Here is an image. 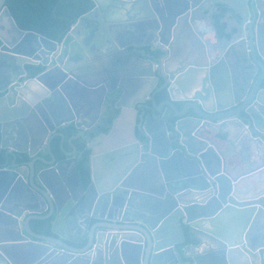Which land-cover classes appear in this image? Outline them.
Returning a JSON list of instances; mask_svg holds the SVG:
<instances>
[{
  "label": "water",
  "instance_id": "95a60500",
  "mask_svg": "<svg viewBox=\"0 0 264 264\" xmlns=\"http://www.w3.org/2000/svg\"><path fill=\"white\" fill-rule=\"evenodd\" d=\"M6 2L0 0V64L14 60L23 77L25 64L45 69L21 84L17 71L0 88V264H264V180L242 185L262 171L264 149L255 155L259 168L232 178L210 141L226 133L232 144V128L241 127L237 138L257 134L264 147V0H94L61 44L20 29ZM208 7L212 21L215 10L227 7L237 24L233 30L229 18L222 38L215 27V42L202 31ZM112 11L128 19L100 21L114 48L96 55L108 63L97 73L104 77L86 83L63 68V59L102 50L101 33L84 49L77 32ZM137 25L150 42L122 39ZM234 61L241 68L231 77ZM59 69L65 73L53 75ZM165 88L168 99L160 102ZM181 89L196 91L177 98ZM128 109L144 138L129 132L133 142L108 150ZM71 126L78 132L67 140L69 151L66 134L57 130ZM79 139L91 152L87 187L79 173ZM23 156L32 160L17 163ZM45 220H52L53 235L32 228V221ZM187 234L202 253L183 255L176 248Z\"/></svg>",
  "mask_w": 264,
  "mask_h": 264
},
{
  "label": "flooded vegetation",
  "instance_id": "af4514ba",
  "mask_svg": "<svg viewBox=\"0 0 264 264\" xmlns=\"http://www.w3.org/2000/svg\"><path fill=\"white\" fill-rule=\"evenodd\" d=\"M95 3V2H94ZM95 7V6H94ZM94 9V8H93ZM92 9V10H93ZM220 9L221 8H218V10H215L214 11V16L216 15V14H219L221 11H220ZM91 10V11H92ZM211 12H213V8L212 7H208V9H207V11H206V13H205V15L206 16H208L209 18L208 19H206L205 20V22L204 23H206V25H204V28L202 29V31H204V32H206V31H210V30H213L215 27H216V25H215V21H213L214 22V26L215 27H213L212 26V19L210 18V14H211ZM89 13V12H88ZM87 14V13H86ZM230 14H232V12H227L226 13V15H225V17L222 19V23H224L225 22V18H226V16L227 15H229L230 16ZM136 15H138V14H136ZM103 17H105V18H103ZM130 18H131V16H130ZM214 18V17H213ZM105 19H107V20H109V22H111V21H121V20H126V19H128V17L125 15V14H118V13H114V11H112V12H108V13H106V14H104V15H102V14H100V15H96V16H94L93 17V21L92 20H90L88 23H86V24H84V26H81L80 27V29H79V31L77 32L78 34H79V36H80V38H81V40H82V42H83V45H84V49H87V47H89L90 46V43H92L93 42V40L95 39V38H97V36H98V34L99 33H101V35H100V37H101V39L100 40H105V42H103V46H102V50H100V51H97L95 48H93L91 51L90 50H84L85 51V54H86V56H84L83 54H81V55H78V54H75V56H74V59H73V61H68L67 60V58H68V56H66L64 59H63V68L65 67L66 69H69V71L73 74V75H78L80 78H83L85 81L84 82H86V83H95V82H97V81H99V80H101L104 76H100L101 74H97L98 72H100V71H102V70H104V67L107 69V67H108V63H106V62H104V60H101L100 58H98V57H96V55L98 54V53H100L101 52V54H105L106 56H108V52H110L113 48H114V45H112L111 44V42H110V40L109 39H107V38H105V32H107V27H106V24L104 25V27L102 28L103 30H101V23H100V21H106ZM231 19H234L233 18V16L232 17H230V20ZM78 22V21H77ZM227 23V22H226ZM225 23V24H226ZM232 24V23H231ZM76 24H74V26H75ZM227 25V27L229 26L228 25V23L226 24ZM73 26V27H74ZM203 26V25H202ZM72 27V28H73ZM227 27H226V29H227ZM143 26L142 25H137V26H134V27H130L129 28V30H127L124 34H123V40L124 41H126V43H132V42H136V43H148V42H150L151 40H152V38L153 37H144L143 35H142V33H143ZM212 28V29H211ZM217 28V27H216ZM225 29V30H226ZM72 30V29H71ZM70 30V31H71ZM105 30V31H104ZM225 30H224V32H225ZM219 34H220V37L222 38V37H224L225 36V34L223 33V34H221L220 32H219ZM107 35V34H106ZM67 36V35H66ZM212 35H209V34H207L206 36H205V39H211L213 42H215L216 40H215V35L214 36H212ZM227 36V38H230V37H228L229 35H226ZM100 40H98L97 42H98V44H100L101 42H100ZM122 40V41H123ZM56 42V41H55ZM63 42V41H62ZM61 42V43H62ZM225 42V41H224ZM59 43V42H58ZM61 43H59V44H61ZM222 45H223V41H222ZM229 48L230 47H225V50H226V52H229ZM130 49L131 50H133V51H136L137 53L138 52H140V51H142V50H145V52H149V48L148 47H142V48H138L137 50H136V48L134 47V46H132V47H130ZM22 51H24V50H22ZM161 54H157V57H159ZM228 57H229V59L231 60V57H230V55H228ZM243 59V58H242ZM53 60V59H52ZM34 61V59H30L29 60V62H33ZM243 61H244V59H243ZM240 62L242 63V60L240 59ZM18 63H19V61H18ZM86 65V67H85V69L84 68H82L81 67V65ZM90 64H92V65H90ZM157 62H154V66L155 67H157ZM233 65H232V70L230 71V75H231V77L233 76V71L235 72V75L238 73V71H240V66L237 64V62L236 61H234L233 63H232ZM237 64V65H236ZM21 65V64H20ZM20 65H18L14 60L12 61V60H10V59H7L6 61H4V62H2L1 64H0V88L1 87H3V86H5L6 85V83L8 82V81H12V79H13V77H15L16 75H15V72L17 73V71H18V83H24L25 81H27V80H29V79H32V78H35V77H37L38 75H40V74H42L43 72V70L45 69L43 66H41V65H38V66H36V65H32L31 63H28V64H25V69L27 70V75L26 76H20L19 74V71H20ZM56 64L55 63H52L51 64V66L53 67V66H55ZM51 66H50V68H51ZM31 67H38L39 68V70H40V72L38 71V73L37 74H35V75H33V73H32V71L30 70V68ZM60 70V71H59ZM59 70H57V71H55L54 73H53V75H60V76H62L63 74H61V73H65V71H63V69H59ZM69 78H72V77H70L69 76ZM163 84H164V82L161 80L160 81V83L157 85V87H156V89L157 88H161L162 86H163ZM232 88H233V86H232ZM34 90H40L38 87H36V86H34V88H33ZM40 92H42V90H40ZM165 95H167V89L165 88V89H163L161 92H160V94L158 95V100L161 102V101H163L164 99H168V96H165ZM162 96H164L163 98H161ZM27 98L28 99H31V100H34L35 98H34V96H32V95H28L27 96ZM178 107H179V105H180V103H175ZM181 106V105H180ZM120 112L121 111H118V112H116V115L118 116L119 114H120ZM116 118V116L114 115V116H112L110 119H109V123H112V120H113V118ZM63 119L65 120V118L63 117ZM138 121V120H137ZM87 122H89V121H87ZM38 128V127H37ZM71 128H74L73 126H71V127H69V128H67V129H62V128H59L58 130H57V132H63V133H65L66 134V140L67 139H69L71 136H73L74 134H76L77 132H78V130L77 129H75L76 131H73V132H70V130H71ZM100 129H101V132H105V133H108L109 132V129L107 128V127H100ZM38 130H40L39 128H38ZM54 134V133H53ZM53 134L52 133H50V135H49V138L51 137V136H53ZM162 137V136H161ZM160 137V138H161ZM144 138V137H143ZM142 138V139H143ZM55 140H59V143H60V140H61V138L60 137H57V138H55ZM55 140L53 141V144H54V142H55ZM82 140L81 139H79V140H77L76 141V144H77V146H78V142H81ZM66 144V143H65ZM85 145H86V143H85ZM66 146V145H65ZM58 148H59V144H58ZM67 148V147H66ZM79 148V147H78ZM85 148H86V146H85ZM68 149V148H67ZM69 151H71L70 149H68ZM4 152L2 151V153L0 154V165H3L4 163H5V159H4ZM80 154H82V156H83V152L82 151H80ZM62 158H66L64 155H62ZM82 158V157H81ZM32 160V158H29V157H27V156H23V157H20L18 160H17V163H20V164H23V163H25V162H29V161H31ZM11 161H12V159H11ZM80 161V160H79ZM79 161H78V164H79ZM73 167V166H72ZM79 167V166H78ZM23 170V174H27V172H25V169H22ZM79 173H80V171H79ZM81 176V175H80ZM27 177V176H26ZM23 191H26V189H27V186L26 185H24L22 188H21ZM17 190H18V188H17ZM15 197H16V199H18V192H16L15 193V195H14ZM16 207H18V206H13L12 207V209L13 210H17L16 209ZM47 214V213H46ZM52 221V220H51ZM34 222L35 221H32L31 222V224H32V228L34 229ZM35 230V229H34ZM186 240H188V239H191L190 237H189V235L187 234L186 235ZM194 244V243H193ZM190 247H191V245H190Z\"/></svg>",
  "mask_w": 264,
  "mask_h": 264
},
{
  "label": "trees",
  "instance_id": "16d2710c",
  "mask_svg": "<svg viewBox=\"0 0 264 264\" xmlns=\"http://www.w3.org/2000/svg\"><path fill=\"white\" fill-rule=\"evenodd\" d=\"M6 6L20 29L38 33L61 43L80 17L94 8L95 3L94 0H7ZM220 8L221 12L214 16V21L218 31L223 34L227 25L222 23V19L229 9ZM1 45L0 41V47ZM30 70L33 75L40 72L38 67H31ZM73 131L76 130L71 128L70 132ZM58 144L59 140H55L54 146L57 151ZM85 146L83 141L78 142L79 150L83 152L78 166L83 183L87 187L91 183V152L86 150ZM51 225V220L35 221L34 229L40 234L53 235ZM187 243H194V240L190 239Z\"/></svg>",
  "mask_w": 264,
  "mask_h": 264
},
{
  "label": "crops",
  "instance_id": "0c3cea01",
  "mask_svg": "<svg viewBox=\"0 0 264 264\" xmlns=\"http://www.w3.org/2000/svg\"><path fill=\"white\" fill-rule=\"evenodd\" d=\"M213 17H214V15H213ZM229 18H230V16L227 15L224 23L227 22L229 25V22H228ZM230 23H232L231 26L233 27V30H234L235 27L237 26L236 21L234 19H231ZM202 25L204 28V25H206V23H203ZM212 26L215 27L213 21H212ZM207 34L214 36L213 30L206 31V35ZM195 91H196V89H191L190 91L184 92V89L183 90L181 89V91L176 92V97L177 98H184L187 96H192L193 94H195ZM135 118H136L135 112L132 109L126 110L125 114L122 116V118L118 121V123L116 125V131L119 134H118L117 138H114V140H113L114 143H112V144L110 143V146H108L109 147L108 150L115 149L116 146L123 144V143L125 144L128 142H133V138H132L133 132H135V134L140 139L143 138V136L141 135L139 130L134 126L135 125ZM86 122H87V120H86ZM138 122H139V120L137 121V123ZM134 129H135V131H134ZM240 131H241V127L236 128V129L232 128V130H231L232 133H230V136H228L229 140L233 142L232 144H227L225 142L226 133L223 136L217 135L216 137L210 138V141L216 146V148L226 158V160L228 162V168L227 169H228V173L230 174V176L232 178H239V179L241 178L240 176L242 174H244L245 172H247L249 170V168L254 169L256 167L257 168L260 167V165L262 164V161L258 158L256 159L255 155H256L257 151H259L261 153L264 149V147L261 145L260 141L257 142L254 140L257 137H259L257 134L254 135V138H251L250 136H246L242 140V139L237 138ZM129 132L132 133L131 136H130ZM224 132H229V131H224ZM67 140L65 141V143H66L65 145L68 149L72 150L71 147L69 146V143ZM101 167H102L101 162H97V169H100ZM72 168L73 167H71V169ZM261 170L262 171H260L258 174L255 173L253 175H250L247 179H243L246 181H244V182L241 181L242 185L243 186L253 185L254 187L258 186L259 181L264 180V167H262ZM255 176H257V178ZM188 240H190V239H188ZM188 240H186L184 243L176 245V248H178L179 251L183 255L184 254H188V255L199 254V253L203 252L202 249L204 247H202L200 249L190 247V245L192 246L193 243H187ZM194 244H198V242L194 241ZM185 248L187 251L185 250ZM184 259L189 260L186 258H184Z\"/></svg>",
  "mask_w": 264,
  "mask_h": 264
}]
</instances>
